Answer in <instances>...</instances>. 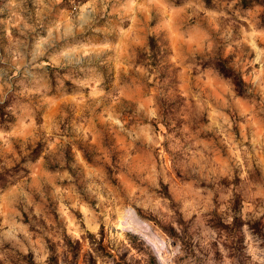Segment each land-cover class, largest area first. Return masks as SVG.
Listing matches in <instances>:
<instances>
[{"label": "rangeland", "instance_id": "obj_1", "mask_svg": "<svg viewBox=\"0 0 264 264\" xmlns=\"http://www.w3.org/2000/svg\"><path fill=\"white\" fill-rule=\"evenodd\" d=\"M263 15L0 0V264H264Z\"/></svg>", "mask_w": 264, "mask_h": 264}, {"label": "trees", "instance_id": "obj_2", "mask_svg": "<svg viewBox=\"0 0 264 264\" xmlns=\"http://www.w3.org/2000/svg\"><path fill=\"white\" fill-rule=\"evenodd\" d=\"M253 2H262L264 4V0H242V3L246 6L248 4H251ZM261 21L264 25V15L261 17ZM223 72L225 73V75H228L230 77H233V79H235V83L237 84V86H239L241 83V79H239V76H237L234 72H230V70L222 68Z\"/></svg>", "mask_w": 264, "mask_h": 264}]
</instances>
